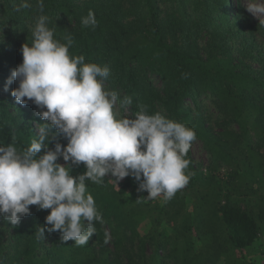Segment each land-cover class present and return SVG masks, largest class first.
<instances>
[{
  "label": "trees",
  "instance_id": "trees-1",
  "mask_svg": "<svg viewBox=\"0 0 264 264\" xmlns=\"http://www.w3.org/2000/svg\"><path fill=\"white\" fill-rule=\"evenodd\" d=\"M20 2L0 0V144L23 150L48 123L32 102L16 103V82L4 90L43 14L56 39L71 33L70 55L109 67L104 88L119 93V115L134 118L145 106L187 125L210 166L195 163L191 146L189 183L170 200L161 195L148 227L133 203L134 178L87 181L104 223L94 222L83 246L47 231L50 210L30 206L17 226L0 217V264H264V24L243 0H44L43 13L36 0L27 9ZM89 10L95 27L82 25ZM57 142L67 144L56 136L49 147ZM85 171L72 165L71 175Z\"/></svg>",
  "mask_w": 264,
  "mask_h": 264
},
{
  "label": "clouds",
  "instance_id": "clouds-1",
  "mask_svg": "<svg viewBox=\"0 0 264 264\" xmlns=\"http://www.w3.org/2000/svg\"><path fill=\"white\" fill-rule=\"evenodd\" d=\"M36 3L43 13L44 0ZM30 6L28 0L19 5ZM246 8L257 18L264 16V0H247ZM81 22L97 24L91 10ZM48 25V16L36 18L31 43L21 46L22 63L5 81V91L17 83L11 91L16 103L31 101L48 123L39 127L38 135L23 150L12 143L0 144V217L17 226L30 215V206L50 210L45 217L47 231H59L63 241L83 246L96 234L94 222L104 223L93 196L87 193V181L102 185L110 174L117 186L132 177L138 191L148 193L142 199L162 195L170 200L189 183L191 173L185 170L191 161L185 157L197 137L194 129L159 112L148 115L145 106L134 118L116 113L119 93L104 88L109 67L85 63L83 55H70L71 33L61 42ZM131 104V97L125 96L122 105ZM56 136L67 144L57 142L50 148ZM60 158L64 164L58 162ZM81 163L86 171L71 175L72 165ZM44 231L39 228L43 238Z\"/></svg>",
  "mask_w": 264,
  "mask_h": 264
},
{
  "label": "rangeland",
  "instance_id": "rangeland-1",
  "mask_svg": "<svg viewBox=\"0 0 264 264\" xmlns=\"http://www.w3.org/2000/svg\"><path fill=\"white\" fill-rule=\"evenodd\" d=\"M243 3L246 7V3H247V0H243ZM247 9V8H246ZM250 13V12H248ZM250 15L255 19V20H258L260 22H262L264 24V16H261V17H255L253 16L251 13ZM16 84H14V86H16ZM31 103V101H29ZM118 106H115V112L118 113ZM121 114V113H120ZM129 115V112H128V109H125V111L123 112V115ZM192 155H193V159L195 161V163L201 167V169H203L204 171L205 170H208L209 166H210V160H209V156L208 154L205 152V150L203 149L201 143L197 140H195L193 143H192ZM225 170L221 169V171L219 172L220 175H225ZM143 192L139 191V192H136V194H133L135 195L133 198V204L138 210H141L142 211V215L144 216V221L141 222V226H146L147 227L149 226V221L146 220L148 216H153L155 213H156V208L155 206L158 204V202L160 201L161 199V196L153 199V200H143L142 202L140 200H138V198H140L142 196ZM131 197V196H129ZM132 198V197H131ZM145 212V213H144ZM259 242L261 243L260 245H263V232L261 233L260 235V240ZM261 249L260 248H256L255 250L252 251V255L253 257L255 256H258V255H261L259 253H261L259 250ZM263 257V256H262ZM259 261V260H258Z\"/></svg>",
  "mask_w": 264,
  "mask_h": 264
}]
</instances>
